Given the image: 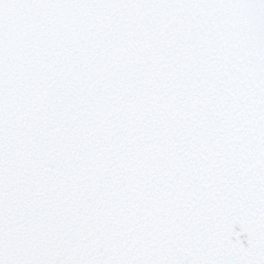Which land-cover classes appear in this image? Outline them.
Wrapping results in <instances>:
<instances>
[{
  "label": "snow or ice",
  "instance_id": "1",
  "mask_svg": "<svg viewBox=\"0 0 264 264\" xmlns=\"http://www.w3.org/2000/svg\"><path fill=\"white\" fill-rule=\"evenodd\" d=\"M0 264H264V0H0Z\"/></svg>",
  "mask_w": 264,
  "mask_h": 264
}]
</instances>
